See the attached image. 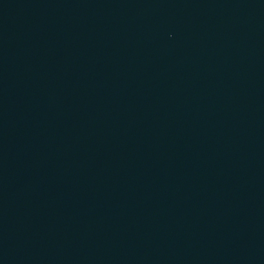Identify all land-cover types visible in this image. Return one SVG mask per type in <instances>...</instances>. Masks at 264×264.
Returning a JSON list of instances; mask_svg holds the SVG:
<instances>
[{
    "label": "water",
    "instance_id": "obj_1",
    "mask_svg": "<svg viewBox=\"0 0 264 264\" xmlns=\"http://www.w3.org/2000/svg\"><path fill=\"white\" fill-rule=\"evenodd\" d=\"M0 264H264V0H0Z\"/></svg>",
    "mask_w": 264,
    "mask_h": 264
}]
</instances>
